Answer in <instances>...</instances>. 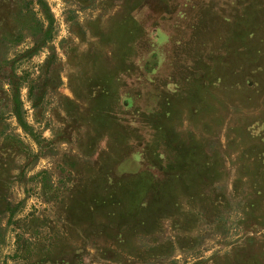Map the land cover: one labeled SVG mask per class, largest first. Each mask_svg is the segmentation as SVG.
I'll list each match as a JSON object with an SVG mask.
<instances>
[{
    "label": "rangeland",
    "instance_id": "1",
    "mask_svg": "<svg viewBox=\"0 0 264 264\" xmlns=\"http://www.w3.org/2000/svg\"><path fill=\"white\" fill-rule=\"evenodd\" d=\"M0 264H264V0H0Z\"/></svg>",
    "mask_w": 264,
    "mask_h": 264
},
{
    "label": "trees",
    "instance_id": "2",
    "mask_svg": "<svg viewBox=\"0 0 264 264\" xmlns=\"http://www.w3.org/2000/svg\"><path fill=\"white\" fill-rule=\"evenodd\" d=\"M150 181L151 180H147V181H144V182H150ZM138 185H139V191L144 193L146 198H148L151 193L155 192V190H154L155 187L151 183H149V186H147L145 188H142V183L141 182ZM126 199H127V197H126ZM130 203H131V200H130Z\"/></svg>",
    "mask_w": 264,
    "mask_h": 264
}]
</instances>
